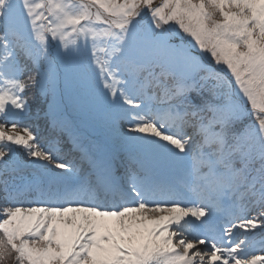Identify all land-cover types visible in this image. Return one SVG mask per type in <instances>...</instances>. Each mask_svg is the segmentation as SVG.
Listing matches in <instances>:
<instances>
[{
	"label": "snow or ice",
	"instance_id": "6c2138e0",
	"mask_svg": "<svg viewBox=\"0 0 264 264\" xmlns=\"http://www.w3.org/2000/svg\"><path fill=\"white\" fill-rule=\"evenodd\" d=\"M0 264H264V0H0Z\"/></svg>",
	"mask_w": 264,
	"mask_h": 264
}]
</instances>
